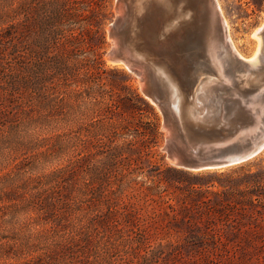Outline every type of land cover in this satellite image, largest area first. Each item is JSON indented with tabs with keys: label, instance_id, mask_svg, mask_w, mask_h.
I'll list each match as a JSON object with an SVG mask.
<instances>
[{
	"label": "rangeland",
	"instance_id": "1",
	"mask_svg": "<svg viewBox=\"0 0 264 264\" xmlns=\"http://www.w3.org/2000/svg\"><path fill=\"white\" fill-rule=\"evenodd\" d=\"M32 1L0 0V31L20 22L16 11ZM107 1L109 18L102 25L106 39L96 58L95 90L89 96L72 88L59 99L61 105L32 111L12 96L8 84L0 85V101H12L10 108H0V264H264V151L246 163L216 170L190 171L174 165L166 150L163 115L144 95L142 78L108 60L113 46L109 31L118 11L117 0ZM218 2L229 25L230 43L244 58H252L261 46L254 34L264 24V0ZM216 32L213 49L198 48L194 58L201 53L202 58L185 75L216 78L220 69L226 80L254 78L247 70L251 64L235 61L219 29ZM14 62L7 60L6 69ZM134 93L155 108L160 126L156 143L140 142V154L132 157L127 169V177L136 182L126 192L141 198L149 245L139 244L140 232L130 231L102 234L87 247L45 240L43 234L51 225L36 206V196L56 195L85 213L95 209L90 193L102 188L100 179L110 176L114 184L123 180L116 181L104 163L115 147L109 137L132 121L116 105L130 104L131 109ZM143 120L154 121V116L147 113ZM76 159L99 168L62 178L59 172ZM150 245L165 246L161 259L146 258ZM84 246L88 255L80 257Z\"/></svg>",
	"mask_w": 264,
	"mask_h": 264
},
{
	"label": "trees",
	"instance_id": "2",
	"mask_svg": "<svg viewBox=\"0 0 264 264\" xmlns=\"http://www.w3.org/2000/svg\"><path fill=\"white\" fill-rule=\"evenodd\" d=\"M107 3V0H33L21 5L16 16L22 20L0 31V85L8 84L12 96L20 99L22 107L32 111L37 108L51 110L61 105L59 99L72 88L89 96L95 90L92 76L98 69L96 58L106 39L102 25L109 18ZM24 53L31 57L30 62L25 60ZM9 59L15 62L8 70L5 66ZM133 98L136 102L131 109H128L130 104L116 105L132 121L109 137L108 142L115 147L110 159L104 163L115 173L116 181L123 178L119 181L121 184H114L110 176L100 179L102 188L90 193V202L95 209L91 206L92 209L85 213L81 207L73 208L65 203L64 197L61 200L49 193L36 196V206L51 225L43 234L45 240L59 239L87 247L102 234L130 231L128 233L138 235L140 232L139 244L149 245L150 235L141 214V198L126 192L136 182L127 177V169L132 157L140 154V142L147 139L149 143H156L160 126L155 108L138 93H134ZM8 102L12 101H0V108H10ZM147 113L154 116V121L144 122ZM48 116L54 118L55 114L50 112ZM130 145L135 149L129 148ZM89 164L87 159H76L59 175L64 178L80 171L92 173L98 170L99 167L92 169ZM86 247L80 251V257L88 255ZM66 248H70L65 247L67 253ZM149 248L152 250L145 249L146 258L152 257L151 260L161 259L165 253L163 245L156 249L150 245ZM74 250L73 247L71 251ZM26 264L43 263L28 261Z\"/></svg>",
	"mask_w": 264,
	"mask_h": 264
},
{
	"label": "water",
	"instance_id": "3",
	"mask_svg": "<svg viewBox=\"0 0 264 264\" xmlns=\"http://www.w3.org/2000/svg\"><path fill=\"white\" fill-rule=\"evenodd\" d=\"M207 2L201 16L209 10L223 45L240 63L217 1ZM156 10L154 4L142 7L134 0H117L118 16L109 31L113 46L108 56L142 78L144 95L164 118L168 158L179 168L203 171L240 165L260 155L264 151V83L253 82L254 78L186 76L198 57L202 58V53L194 58L198 47L187 32L195 15L186 19L166 44H160L167 55L164 65L169 76H156L149 44ZM260 36L264 39V28ZM247 70L254 72L249 66Z\"/></svg>",
	"mask_w": 264,
	"mask_h": 264
},
{
	"label": "bare ground",
	"instance_id": "4",
	"mask_svg": "<svg viewBox=\"0 0 264 264\" xmlns=\"http://www.w3.org/2000/svg\"><path fill=\"white\" fill-rule=\"evenodd\" d=\"M140 6L153 5L157 8L156 12L158 14L157 21L155 23V27L151 30V34L153 37L150 39V46L152 47V62L155 63L153 65V69L155 70V74L158 77L166 78L169 74L166 72L165 61L167 55L165 57V53L161 51L159 47L160 44H166L169 40V36L176 32L182 23L186 19L191 18L190 16H194V22H192L188 28L187 32L191 34V38H193V45L202 48L204 50L211 51L213 49V40L212 38H217L216 32V24L211 16V13L208 10L205 17L201 16V11L205 7H208L207 0H134ZM217 1V4L220 7V4ZM143 9V8H142ZM222 12V9H221ZM223 15V12H222ZM224 17V15H223ZM224 21L226 23L228 34H229V25L227 23L226 18L224 17ZM264 24L256 31L254 36L260 41V48H258L256 54L250 58H244L236 49L234 45L231 44L232 50L238 56V58L246 63H250V69L254 72H250L255 75L253 82H262L264 83V43L263 39L260 36V32L263 30ZM153 38V39H152ZM228 39L230 41V37L228 35ZM110 61V59H108ZM216 63V62H215ZM254 63V64H252ZM256 63V64H255ZM121 67L129 69L127 65L124 63H119ZM217 74L215 77L221 76L220 69L217 70ZM207 78L211 79L214 77L208 76ZM264 89V84L262 90Z\"/></svg>",
	"mask_w": 264,
	"mask_h": 264
}]
</instances>
